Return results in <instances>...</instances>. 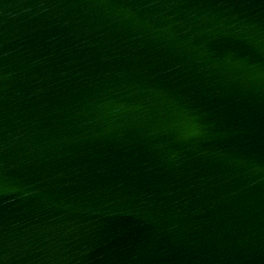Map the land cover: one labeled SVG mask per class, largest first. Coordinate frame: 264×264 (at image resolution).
<instances>
[{
	"label": "water",
	"instance_id": "1",
	"mask_svg": "<svg viewBox=\"0 0 264 264\" xmlns=\"http://www.w3.org/2000/svg\"><path fill=\"white\" fill-rule=\"evenodd\" d=\"M0 264H264V0H0Z\"/></svg>",
	"mask_w": 264,
	"mask_h": 264
}]
</instances>
